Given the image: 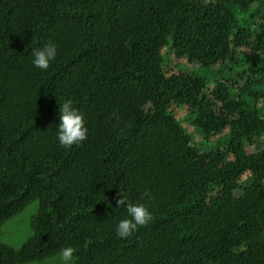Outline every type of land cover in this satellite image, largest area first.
Instances as JSON below:
<instances>
[{
    "label": "trees",
    "instance_id": "16d2710c",
    "mask_svg": "<svg viewBox=\"0 0 264 264\" xmlns=\"http://www.w3.org/2000/svg\"><path fill=\"white\" fill-rule=\"evenodd\" d=\"M49 41L58 54L41 71L32 51ZM67 98L88 132L65 149ZM172 106L204 141H231L193 145ZM257 140L264 0H0V230L38 204L20 248L0 240V264L42 263L64 246L77 264H264V149L246 148ZM121 197L153 214L122 239Z\"/></svg>",
    "mask_w": 264,
    "mask_h": 264
},
{
    "label": "clouds",
    "instance_id": "9594fccd",
    "mask_svg": "<svg viewBox=\"0 0 264 264\" xmlns=\"http://www.w3.org/2000/svg\"><path fill=\"white\" fill-rule=\"evenodd\" d=\"M58 54L55 42L49 41L32 51L31 64L41 71L47 70ZM88 129L85 126L83 114L73 105L71 98L65 99L59 106V123L56 126V139L60 147L70 148L79 145L87 137ZM147 195V193H145ZM119 208L125 209V217L115 224L114 232L117 238L131 237L139 228L149 225L153 214L143 203L128 202L124 198L117 200ZM76 249L64 246L53 257V264H77Z\"/></svg>",
    "mask_w": 264,
    "mask_h": 264
},
{
    "label": "rangeland",
    "instance_id": "374dc122",
    "mask_svg": "<svg viewBox=\"0 0 264 264\" xmlns=\"http://www.w3.org/2000/svg\"><path fill=\"white\" fill-rule=\"evenodd\" d=\"M237 44L242 45V41L240 38L237 40ZM171 52H172V48L170 46L165 48L166 56L171 54ZM243 52H246L243 54V58L246 64L251 63L252 60L253 62L256 63V58H254L253 56L254 53L249 52V48H247ZM165 63H167L168 66L171 67H174L175 63H178L179 68L177 69V71L190 68L191 70L196 71V74L198 76H201L207 79L208 81H210L211 84L216 79H218L213 77L212 71L206 70L203 73H200L198 67L187 65L185 61L172 60L171 62H168V60L165 58ZM245 66L247 67V65ZM235 75L236 72L234 75H230V77L234 79ZM224 78L227 79L228 76ZM170 111L175 115L178 122L182 125V134L187 137L189 142H191L193 145H196L201 149H214V148L224 149L232 139L229 135V132L227 131L223 135L212 137L204 141L202 135L193 124V117L189 115V113L186 111L185 108L172 106L170 108ZM246 148L248 152H253V153L259 151L260 149H264V140H257L253 146H246ZM245 181L246 179H244L242 186L245 185ZM263 183H264V178H263ZM236 194H238V192ZM37 207L38 204L33 203L32 205L27 207L22 213L15 216L11 220L7 221L0 230V240L3 243H6L14 248H20L32 235V231L30 228V219L36 213ZM30 264H53V257L47 259L42 263H30Z\"/></svg>",
    "mask_w": 264,
    "mask_h": 264
}]
</instances>
